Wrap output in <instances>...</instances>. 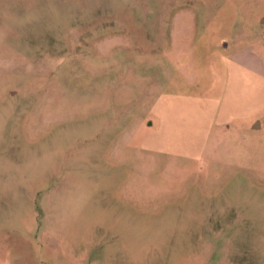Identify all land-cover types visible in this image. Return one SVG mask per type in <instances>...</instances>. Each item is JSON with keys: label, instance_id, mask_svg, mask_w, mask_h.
I'll return each mask as SVG.
<instances>
[{"label": "rangeland", "instance_id": "1", "mask_svg": "<svg viewBox=\"0 0 264 264\" xmlns=\"http://www.w3.org/2000/svg\"><path fill=\"white\" fill-rule=\"evenodd\" d=\"M0 264H264V0H0Z\"/></svg>", "mask_w": 264, "mask_h": 264}]
</instances>
